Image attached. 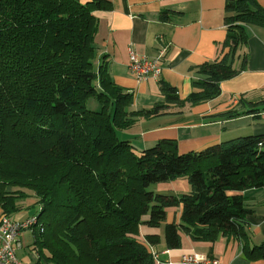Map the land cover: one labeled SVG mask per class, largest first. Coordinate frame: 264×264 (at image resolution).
Wrapping results in <instances>:
<instances>
[{"label":"trees","instance_id":"obj_1","mask_svg":"<svg viewBox=\"0 0 264 264\" xmlns=\"http://www.w3.org/2000/svg\"><path fill=\"white\" fill-rule=\"evenodd\" d=\"M108 0H0V216L35 200L39 227L33 249L46 264H157V234L134 237L140 224H163L165 246L237 236L251 259H264V241L245 243L242 191L264 185V134L231 138L203 150L178 153L161 139L137 151L117 136L164 104L132 110V93L94 66L96 17ZM164 20L167 15L162 16ZM226 36L214 61L200 66L198 91L180 100L159 79L166 103L196 104L219 94L220 82L246 68L233 60L246 44L244 25L264 27L256 0H226ZM95 97L99 108H87ZM247 112L258 114L257 103ZM238 111L222 116L234 118ZM186 177L190 190L156 193L151 185ZM181 206L178 222L166 209Z\"/></svg>","mask_w":264,"mask_h":264},{"label":"crops","instance_id":"obj_2","mask_svg":"<svg viewBox=\"0 0 264 264\" xmlns=\"http://www.w3.org/2000/svg\"><path fill=\"white\" fill-rule=\"evenodd\" d=\"M85 3L88 0H75ZM109 9L94 12L95 69L103 62L113 82L132 93L130 109H150L164 104L159 114L139 116L128 128L118 129L117 136L129 141L137 151L154 146L161 139H173L178 153L203 150L222 141L249 134H264V27L244 25L246 44L233 60L239 69L243 56L246 68L220 82L219 94L196 104L166 103L159 79L174 87L180 100L185 101L198 91L194 83L205 75L200 66L216 59L226 36L224 4L226 0H108ZM264 7V0H256ZM166 14L167 19L162 16ZM147 58H154L164 48L159 79L147 77L138 80L130 72L128 47ZM249 103H257L258 114L247 112ZM238 111L234 118L222 116L227 111ZM156 193L180 194L190 190L186 177L151 185ZM244 203L250 212L246 215L245 243L249 247L264 241V185L242 191ZM29 200V203H28ZM20 203V210L36 207L28 197ZM37 209V207L35 208ZM19 210V211H20ZM17 213V212H16ZM13 213L11 218L22 220L33 214ZM181 206L166 209L165 222H178ZM1 217V216H0ZM32 231V230H31ZM157 234L153 246L157 264H179L180 256L199 252L219 259L220 264H264V259H251L243 252L244 241L237 236H218L214 241L194 240L180 233V247L165 246L163 224L152 227L140 224L134 237L145 241L146 235ZM24 231L20 234V260L24 264H46L37 252L22 249ZM18 256V255H17ZM27 259V261H24Z\"/></svg>","mask_w":264,"mask_h":264},{"label":"built area","instance_id":"obj_3","mask_svg":"<svg viewBox=\"0 0 264 264\" xmlns=\"http://www.w3.org/2000/svg\"><path fill=\"white\" fill-rule=\"evenodd\" d=\"M128 54V67L136 79L143 80L147 77L159 79L164 48L154 58L137 54L131 46L128 47ZM36 227L40 228L37 215L34 213L22 220L9 216L0 217V264H24L17 256V249L21 246L19 237L26 229L32 230ZM179 264H220V261L203 253L187 252L180 256Z\"/></svg>","mask_w":264,"mask_h":264},{"label":"rangeland","instance_id":"obj_4","mask_svg":"<svg viewBox=\"0 0 264 264\" xmlns=\"http://www.w3.org/2000/svg\"><path fill=\"white\" fill-rule=\"evenodd\" d=\"M94 67V66H93ZM86 106H87V108H89V109H92V110H96V109H98L99 108V103H98V101H97V99L95 98V97H89L88 99H87V101H86ZM28 203H29V200H28ZM36 207L34 206V207H29V208H27V209H21L20 211H18L16 214H19V213H21V214H23V215H21V216H24V214L26 213V212H28V211H34V210H36L35 209ZM11 217H12V215H11ZM14 219H17V217H15ZM24 241H25V244L23 243V247H24V249H22L23 251H25L26 253L27 252H30V251H34L33 249H32V247H33V241H34V235H33V233H32V231H31V229H26L25 231H24ZM22 252V251H21ZM21 252H18L17 253V255H18V257L20 258V255H22L21 254ZM24 261H27V259H24Z\"/></svg>","mask_w":264,"mask_h":264}]
</instances>
